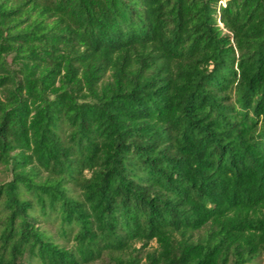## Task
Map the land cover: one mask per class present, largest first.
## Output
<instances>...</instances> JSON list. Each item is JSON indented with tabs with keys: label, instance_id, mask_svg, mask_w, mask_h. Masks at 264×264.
<instances>
[{
	"label": "trees",
	"instance_id": "trees-1",
	"mask_svg": "<svg viewBox=\"0 0 264 264\" xmlns=\"http://www.w3.org/2000/svg\"><path fill=\"white\" fill-rule=\"evenodd\" d=\"M0 171V264H255L264 0H0Z\"/></svg>",
	"mask_w": 264,
	"mask_h": 264
},
{
	"label": "rangeland",
	"instance_id": "rangeland-1",
	"mask_svg": "<svg viewBox=\"0 0 264 264\" xmlns=\"http://www.w3.org/2000/svg\"><path fill=\"white\" fill-rule=\"evenodd\" d=\"M4 179H6V175L0 171V181H2V180H4ZM136 246H137V248H140V247H141V244H137ZM156 246H157L156 243L153 242V243L150 244V246H149L145 251H147V250H151V249H154ZM145 251H144V252H145ZM144 263H145V259H143V263H142V264H144ZM97 264H107V262H98ZM255 264H264V255H262V256L256 261Z\"/></svg>",
	"mask_w": 264,
	"mask_h": 264
}]
</instances>
